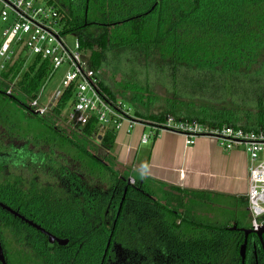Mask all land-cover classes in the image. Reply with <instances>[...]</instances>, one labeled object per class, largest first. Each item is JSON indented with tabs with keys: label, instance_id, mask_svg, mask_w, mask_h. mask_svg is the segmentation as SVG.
I'll list each match as a JSON object with an SVG mask.
<instances>
[{
	"label": "trees",
	"instance_id": "16d2710c",
	"mask_svg": "<svg viewBox=\"0 0 264 264\" xmlns=\"http://www.w3.org/2000/svg\"><path fill=\"white\" fill-rule=\"evenodd\" d=\"M44 1L57 10L61 33L77 34L102 90L129 102L140 120L171 115L207 127L264 130V0ZM24 60L19 55L0 72L3 138L15 133L33 150L41 143L36 152L50 153L52 187L61 185L65 172L81 174L83 181L95 176L101 183L103 173L108 182L121 174L145 187L142 177L130 175V167L116 168L122 165L117 160L108 166L102 162L114 153L113 130L100 134L92 122L82 128L59 124L71 90L62 91L46 115L32 116L35 124L25 122L29 114L24 108L45 84L50 67L40 57L28 64ZM103 74L113 79V89ZM11 83L12 93L6 94ZM155 84L164 89L163 96L154 92ZM17 112L20 122L14 120ZM22 121L27 127L19 136ZM163 193L167 201L182 204L177 188ZM167 212V218H174Z\"/></svg>",
	"mask_w": 264,
	"mask_h": 264
},
{
	"label": "flooded vegetation",
	"instance_id": "af4514ba",
	"mask_svg": "<svg viewBox=\"0 0 264 264\" xmlns=\"http://www.w3.org/2000/svg\"><path fill=\"white\" fill-rule=\"evenodd\" d=\"M24 109L25 122L39 116ZM12 136L0 134V264H264L250 225L195 219L121 174L100 184L65 172L52 187L50 153Z\"/></svg>",
	"mask_w": 264,
	"mask_h": 264
},
{
	"label": "built area",
	"instance_id": "2783aa9c",
	"mask_svg": "<svg viewBox=\"0 0 264 264\" xmlns=\"http://www.w3.org/2000/svg\"><path fill=\"white\" fill-rule=\"evenodd\" d=\"M61 31L57 10L44 0H0V72L19 55L48 61L49 76L64 65L59 95L65 90L72 92L70 108L64 116L65 124L71 128H82L92 122L100 134L107 130L117 134L124 124L129 129L141 125L149 130L141 134V143L169 131L184 136L187 144L197 137H208L226 150L241 147L249 158L245 198L250 228L256 232L264 227V130L247 131L230 125L207 127L196 120H181L171 115L160 121L140 120L123 99L102 90L99 73L89 65L78 41L71 48L63 41ZM13 87L11 83L6 94L12 93ZM40 95L41 89L29 108L44 116L53 103L41 104Z\"/></svg>",
	"mask_w": 264,
	"mask_h": 264
},
{
	"label": "crops",
	"instance_id": "0c3cea01",
	"mask_svg": "<svg viewBox=\"0 0 264 264\" xmlns=\"http://www.w3.org/2000/svg\"><path fill=\"white\" fill-rule=\"evenodd\" d=\"M148 131L145 126L129 129L124 124L116 134L114 150L117 161L136 171L147 190L151 191L150 186L160 190L177 188L183 204L193 207H189L191 216L229 209L234 214L229 224L239 223L234 213L239 208L248 214L245 197L249 158L241 147L226 150L208 137H197L187 144L184 136L169 131L141 143V134ZM199 203L208 212L198 208Z\"/></svg>",
	"mask_w": 264,
	"mask_h": 264
},
{
	"label": "rangeland",
	"instance_id": "374dc122",
	"mask_svg": "<svg viewBox=\"0 0 264 264\" xmlns=\"http://www.w3.org/2000/svg\"><path fill=\"white\" fill-rule=\"evenodd\" d=\"M62 38H63V41L68 45V46H70L71 48H74V44H75V42L77 41V34L76 33H74V32H71V33H65V34H63V36H62ZM22 58H25V60H24V64H28L30 61H31V59H32V57H26V56H21ZM108 68V67H107ZM64 70H65V66L64 65H62L60 68H58V69H56L55 71H54V73L53 74H51V76H49L48 77V79L46 80V82H45V84L42 86V88H41V95H40V98H39V102L41 103V104H49V101H51L53 98H54V94H55V92L57 91V90H59V91H61L62 90V85H61V78H62V75H63V73H64ZM108 74H109V72H107ZM104 75V77L106 78V82L111 86V88L113 89V83H112V80L113 79H111V78H109V76H106L105 74H103ZM116 77H119V74H117L116 75ZM154 86V92L158 95V96H163V94H164V89L159 85V84H155V85H153ZM117 96H119V95H116V97ZM120 97V96H119ZM56 101V100H55ZM129 106H131V108L133 109V107H132V105L129 103V102H127L126 100H124ZM69 103H71V100H69L67 103H66V105H65V107L63 108V110H62V113H61V116H62V121L61 122H59V124H63V121L65 122V118H64V116L66 115V112L68 111V109L70 108V106H68L69 105ZM17 114L19 115V116H17L16 114H15V117H14V120H15V122H20L21 120H22V117H21V115L19 114V112H17ZM64 118V119H63ZM31 121V123L32 124H35V120H33V119H31L30 120ZM23 123H24V121H22ZM21 122V125L24 127L25 126V123L23 124ZM64 125V124H63ZM62 126V125H61ZM40 145H41V143H38V144H36L35 145V151H36V149L38 148V147H40ZM64 149H67L66 147H64ZM110 158H111V160L113 161V160H117V158H118V156L115 154V153H113L112 154V157L110 156ZM112 161H109L108 163L109 164H111L112 163ZM122 165H115L116 166V168H118V169H126V170H128L127 168H129V166L128 165H126V164H123V163H121ZM129 173H130V175L132 176V177H139V174H137L136 173V171H132V170H130L129 171ZM130 176V177H131ZM100 177H101V181H104L105 183L107 182V175H105L104 173H103V175L101 174L100 175ZM94 178H95V176H94ZM52 181V180H51ZM97 182H99L100 184H101V182L100 181H97ZM146 184V183H145ZM146 188H148L147 187V185H146ZM151 188V189H150ZM149 189L154 193V195H155V197H158L160 200L161 199H163L164 198V193H163V191L164 190H160V189H158L157 187H154V186H150L149 187ZM186 206H188V207H190V203H188V204H186ZM203 203H199L198 204V208H201L202 210H204L203 209ZM191 209H193V207H190ZM205 211V210H204ZM205 212H208V210L207 211H205ZM212 212V214L211 215H209V214H205V213H202V214H197V215H194V216H192V217H195L196 219H198V220H206V222H210V223H219V224H227L229 221H230V219L232 218V216L234 215L229 209L228 210H221V209H218V210H213V211H211ZM235 214H236V216H237V219H238V221H239V223L240 224H242V225H250V218H249V214H247V212H246V210H244V209H238V210H236L235 212H234Z\"/></svg>",
	"mask_w": 264,
	"mask_h": 264
},
{
	"label": "water",
	"instance_id": "95a60500",
	"mask_svg": "<svg viewBox=\"0 0 264 264\" xmlns=\"http://www.w3.org/2000/svg\"><path fill=\"white\" fill-rule=\"evenodd\" d=\"M59 95V90H57L54 94V98L51 100V104L55 102L56 98ZM35 115H38V112H33ZM101 137L98 136V139H100ZM247 230H244L245 235L247 234ZM256 233L258 236H261L264 233V227L260 228L258 231L254 232Z\"/></svg>",
	"mask_w": 264,
	"mask_h": 264
}]
</instances>
